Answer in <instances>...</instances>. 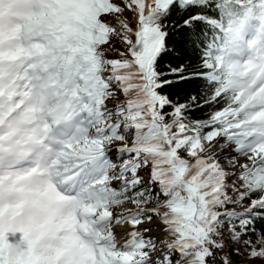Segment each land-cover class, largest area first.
<instances>
[{
  "label": "snow or ice",
  "instance_id": "1",
  "mask_svg": "<svg viewBox=\"0 0 264 264\" xmlns=\"http://www.w3.org/2000/svg\"><path fill=\"white\" fill-rule=\"evenodd\" d=\"M0 264H264V0H0Z\"/></svg>",
  "mask_w": 264,
  "mask_h": 264
}]
</instances>
